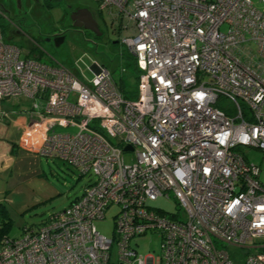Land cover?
Instances as JSON below:
<instances>
[{"label":"built area","instance_id":"2783aa9c","mask_svg":"<svg viewBox=\"0 0 264 264\" xmlns=\"http://www.w3.org/2000/svg\"><path fill=\"white\" fill-rule=\"evenodd\" d=\"M92 1L132 29L120 43L139 71L135 97L98 62L86 81L63 65L21 58L0 27V99L32 101L24 147L94 176L39 227L3 238L0 264H234L228 245L246 264H264V183L240 150L264 154V6ZM124 152L135 153L132 163ZM158 198L178 208L153 206ZM111 206L107 237L94 222ZM148 233L160 235V247L142 255L135 239Z\"/></svg>","mask_w":264,"mask_h":264},{"label":"rangeland","instance_id":"374dc122","mask_svg":"<svg viewBox=\"0 0 264 264\" xmlns=\"http://www.w3.org/2000/svg\"><path fill=\"white\" fill-rule=\"evenodd\" d=\"M17 1L19 6H17ZM73 0H0V27L7 42L20 49L21 58H34L45 64H60L67 67L79 78H91L89 67L95 61L102 64L116 82L121 78L125 86L133 90L135 83L130 73L128 52L120 43L112 44L113 40L132 34V29H121L112 20L107 11H102L101 19L107 29L106 39L96 44H87L83 35L66 27L68 22L67 6ZM95 9L91 0H83ZM255 7L264 6L260 0H251ZM67 28L64 41L56 46L53 40H48L49 33ZM225 28H222L224 30ZM30 108L32 101L26 98L3 99L5 109L13 104ZM74 127H55L56 133H76ZM247 160L260 168L259 179L264 183V158L262 152L251 149H240ZM124 161L132 163L135 153L124 152ZM94 180V176H80L77 169L59 158L40 156L37 153H21L14 170L1 175L0 179V232L8 237L18 238L25 228H37L51 212L62 210L73 200L80 197L84 188ZM167 212H175L178 208L173 198H158L151 203ZM117 206L107 209L105 218L96 220L98 231L111 237L114 215ZM137 250L140 254L158 252L161 238L159 234L148 233L137 237ZM134 242V241H133ZM227 250L234 264H246V255L235 247L228 245ZM116 249H113L115 258Z\"/></svg>","mask_w":264,"mask_h":264},{"label":"crops","instance_id":"0c3cea01","mask_svg":"<svg viewBox=\"0 0 264 264\" xmlns=\"http://www.w3.org/2000/svg\"><path fill=\"white\" fill-rule=\"evenodd\" d=\"M31 121L33 117L28 108L14 103L12 108L5 109L0 99V179L14 170L21 153H34L23 145L24 133Z\"/></svg>","mask_w":264,"mask_h":264},{"label":"flooded vegetation","instance_id":"af4514ba","mask_svg":"<svg viewBox=\"0 0 264 264\" xmlns=\"http://www.w3.org/2000/svg\"><path fill=\"white\" fill-rule=\"evenodd\" d=\"M46 1L52 2L55 0ZM19 5L17 1V6L20 7ZM100 13L101 12L97 11V9L90 8L83 0H73L69 2L67 6L68 22H66L65 25L67 28L80 32L87 44H96L101 39H106L107 36V29L102 22ZM75 24L81 27H75ZM67 28L54 30L52 33H49L48 40H53L56 46L60 45L66 38ZM62 39L63 41L59 43ZM57 43L59 44L57 45ZM112 44H120V39L117 38V40H113Z\"/></svg>","mask_w":264,"mask_h":264},{"label":"trees","instance_id":"16d2710c","mask_svg":"<svg viewBox=\"0 0 264 264\" xmlns=\"http://www.w3.org/2000/svg\"><path fill=\"white\" fill-rule=\"evenodd\" d=\"M127 58H128V64H127V66L129 68L130 73L133 75V80H134V83H135V88L133 90L128 89L125 86V84H124L123 78H121L119 82H116V84H117L120 92L125 97L132 98V97H135V95H136V87H137V82H138L139 71L136 68L135 61H134L133 56H131L130 54H128L127 55ZM5 237H8V236H6L5 234H3V232H0V240H2Z\"/></svg>","mask_w":264,"mask_h":264},{"label":"water","instance_id":"95a60500","mask_svg":"<svg viewBox=\"0 0 264 264\" xmlns=\"http://www.w3.org/2000/svg\"><path fill=\"white\" fill-rule=\"evenodd\" d=\"M74 26H75V27H81L80 25H77V24H75ZM62 41H63V39H62L59 43H61ZM59 43H57V45H58ZM124 150H131V147H130V146H126V147L124 148Z\"/></svg>","mask_w":264,"mask_h":264}]
</instances>
